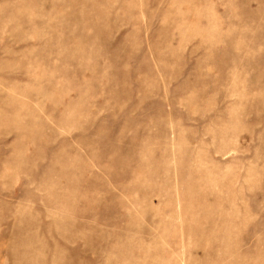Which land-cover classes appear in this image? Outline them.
Returning <instances> with one entry per match:
<instances>
[{
	"label": "rangeland",
	"instance_id": "374dc122",
	"mask_svg": "<svg viewBox=\"0 0 264 264\" xmlns=\"http://www.w3.org/2000/svg\"><path fill=\"white\" fill-rule=\"evenodd\" d=\"M0 264H264V0H0Z\"/></svg>",
	"mask_w": 264,
	"mask_h": 264
}]
</instances>
